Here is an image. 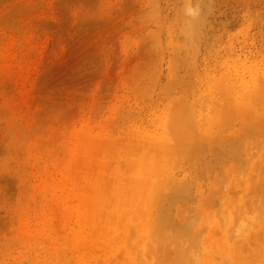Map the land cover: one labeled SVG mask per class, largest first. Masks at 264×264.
I'll use <instances>...</instances> for the list:
<instances>
[{
	"label": "rangeland",
	"instance_id": "rangeland-1",
	"mask_svg": "<svg viewBox=\"0 0 264 264\" xmlns=\"http://www.w3.org/2000/svg\"><path fill=\"white\" fill-rule=\"evenodd\" d=\"M263 100L264 0H0V264H264Z\"/></svg>",
	"mask_w": 264,
	"mask_h": 264
},
{
	"label": "bare ground",
	"instance_id": "bare-ground-1",
	"mask_svg": "<svg viewBox=\"0 0 264 264\" xmlns=\"http://www.w3.org/2000/svg\"><path fill=\"white\" fill-rule=\"evenodd\" d=\"M253 99V98H252ZM261 107L264 110V100L263 103H261ZM239 152L245 153L246 150L244 147L242 148H236V146L232 147L231 149H225L222 152H218L217 155L214 158L209 159L208 165H213L216 163V160H219L220 158H224L226 156H231L234 158H239ZM253 210L256 213V215H262L264 213V200H259L254 206ZM264 237V221L261 222L254 231V236L251 238L250 242H255L260 240L261 238ZM250 245V244H249Z\"/></svg>",
	"mask_w": 264,
	"mask_h": 264
}]
</instances>
